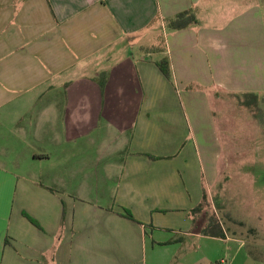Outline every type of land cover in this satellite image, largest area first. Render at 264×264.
Listing matches in <instances>:
<instances>
[{
	"label": "crops",
	"instance_id": "0c3cea01",
	"mask_svg": "<svg viewBox=\"0 0 264 264\" xmlns=\"http://www.w3.org/2000/svg\"><path fill=\"white\" fill-rule=\"evenodd\" d=\"M208 1L0 0V149L52 150L33 155L35 161L29 156L31 164L38 158L40 164L46 157L48 162L66 159L65 168L42 174L43 183L57 189L53 193L39 187V173H28L25 165L15 170L23 175L17 181L2 157L0 264H219L223 259L260 264L247 241L225 231L224 237L204 234V213L192 212L212 185L213 149H219L213 136L216 113L204 95L189 100L204 103L186 157L175 160L171 154L181 140L169 131L161 135L159 149L144 142L149 119L117 117V131L129 133H119L111 149L117 157L110 171L115 178L105 181L109 190L94 196L60 191L79 180L76 162L91 170L87 156L75 149L96 146L91 138L101 129L107 135L108 108L121 113L120 106L130 107L124 112L133 113L137 100L131 93L139 90L148 92L142 112L175 102L167 98L171 82L157 65L164 58L179 87L194 84L230 96L262 97L264 6L253 2L221 17ZM188 10L196 13V23L168 28L169 19ZM159 25L164 45L143 50L141 60L117 49L128 39L142 43ZM116 91H127V97ZM102 148L108 149L106 140ZM125 210L136 221L125 217Z\"/></svg>",
	"mask_w": 264,
	"mask_h": 264
},
{
	"label": "rangeland",
	"instance_id": "374dc122",
	"mask_svg": "<svg viewBox=\"0 0 264 264\" xmlns=\"http://www.w3.org/2000/svg\"><path fill=\"white\" fill-rule=\"evenodd\" d=\"M208 2V0H204V5L208 4ZM253 2H260L261 6H264V0H213V9H216L221 17L222 14L229 17L248 5L252 6ZM159 28L144 37L145 40L142 43L146 44V47H143L142 43L137 42V40L128 39L126 42L121 43L117 49H120L124 55H132L136 61L141 60L147 54L142 52L143 50L154 47L160 48L164 45L162 26L159 25ZM156 55H153V57H158ZM145 59L153 61L151 57ZM168 80L171 82L172 87L165 92L167 98L175 100V102L164 108H160L158 105H151L147 106L146 110L142 112L146 104L143 102V94L148 93L147 91L144 92V90L131 93L132 97L137 100L132 106L133 113L124 112L125 108L129 109L130 107L120 106L121 113H116L114 109L108 108L106 120H104L107 125V135L101 129V132H98L101 135L91 138V142L94 141L96 146H92L90 149H75L76 154L87 156L85 159L90 164L91 170L83 169L82 163L76 162L81 167L80 169L76 167L75 170L76 176L80 175L79 180L68 186L61 187L60 191H63V194L74 196H94L97 193L109 190L111 185L105 181L109 177L115 178L114 174H110V171L114 167L112 160L117 157V154H113L111 149H114V143L118 141L119 133H129L117 131L114 123L118 120L117 117L127 119V116H132V120L140 117H142V120L149 119L150 135L144 139V142L146 140L145 143L148 146L159 149L163 141L161 135L164 131H169L172 137H177L181 140L176 147L171 148L173 150L171 154H174L175 160H178L183 153L186 157L185 146L194 141V132H197L195 116L198 115L200 106H203L204 103L203 101H193L194 103L190 105L189 100L192 96L204 95L203 99L212 106L216 113L215 122H213V136L217 138L219 149H213L216 150V170L212 174L214 176L212 177V185L209 186L207 199L203 204L204 209L207 210L203 214V219L208 223L211 217L216 218L220 228L230 236L247 241L249 249L254 255L258 256L257 259L260 264H264V92L257 107L247 108L240 105L237 97L230 96L228 92H224L218 87L207 90L203 86L189 84L187 87L182 88L173 79V73ZM126 92L116 91V96H121L122 98L124 96L125 98L127 97L125 96ZM217 92L220 96L218 98L215 97ZM91 94L92 97H95L96 91L91 90ZM184 101L187 104V109ZM181 135H183L182 139ZM125 136H122V143L127 139ZM104 140L107 142L108 149L102 148ZM212 140L216 139L213 138ZM99 142H101V147H99ZM212 146L216 145L212 143ZM47 151L51 152L52 150L0 149V162L2 157L5 158L9 163L7 168H12L10 172H13L14 176L17 175V181H23V175L15 172L18 165H25L28 173L36 171L39 173V179L42 182L38 186L55 193L56 188L43 183L45 180L42 174L45 171L51 172L56 168H65V157L58 156L56 160L50 162H48V157H46L47 160H44L46 162H42V164H40L39 158L35 164H31L30 160H28L30 156L31 161H35L33 160V155L38 156ZM81 157H78L79 161ZM105 157H107V160ZM87 178H89V181ZM28 188L35 187L28 186Z\"/></svg>",
	"mask_w": 264,
	"mask_h": 264
},
{
	"label": "trees",
	"instance_id": "16d2710c",
	"mask_svg": "<svg viewBox=\"0 0 264 264\" xmlns=\"http://www.w3.org/2000/svg\"><path fill=\"white\" fill-rule=\"evenodd\" d=\"M168 25L171 29L173 30H183L188 28L190 25L194 24L197 22V15L193 10H188L185 11L183 13H180L178 15H176L174 18L169 19L168 21ZM158 67L160 68V70L162 71V73L167 77V78H171L172 76V68H171V64L168 58H164L161 61H159L157 63ZM235 97H237L239 99V103L241 106L247 107V108H254L257 107L261 97L256 94V93H245L243 95H233ZM207 199V193L204 190V200L202 202V204L200 206H198L197 208L193 209L192 212L193 214H197V213H206L207 210L204 209V203ZM125 217L134 220L133 215L128 211L125 210ZM29 218V220L32 221V223L34 224H38L35 219L27 216ZM204 234H213V236H217V237H224L225 236V232L222 228H220L219 226V222L217 221L216 218L211 217L207 223V229L204 230ZM7 242V241H6Z\"/></svg>",
	"mask_w": 264,
	"mask_h": 264
},
{
	"label": "built area",
	"instance_id": "2783aa9c",
	"mask_svg": "<svg viewBox=\"0 0 264 264\" xmlns=\"http://www.w3.org/2000/svg\"><path fill=\"white\" fill-rule=\"evenodd\" d=\"M219 264H228L226 259H223Z\"/></svg>",
	"mask_w": 264,
	"mask_h": 264
}]
</instances>
